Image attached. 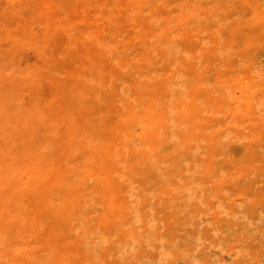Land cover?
I'll list each match as a JSON object with an SVG mask.
<instances>
[{"label": "rangeland", "instance_id": "obj_1", "mask_svg": "<svg viewBox=\"0 0 264 264\" xmlns=\"http://www.w3.org/2000/svg\"><path fill=\"white\" fill-rule=\"evenodd\" d=\"M0 64V264H264V0H0Z\"/></svg>", "mask_w": 264, "mask_h": 264}, {"label": "bare ground", "instance_id": "obj_2", "mask_svg": "<svg viewBox=\"0 0 264 264\" xmlns=\"http://www.w3.org/2000/svg\"><path fill=\"white\" fill-rule=\"evenodd\" d=\"M11 1H12V0H11ZM59 1H60V0H59ZM48 2H49V1H48ZM76 2H77V1H76ZM239 2H240V1H239ZM248 2H249V1H248ZM41 3H42V2H41ZM235 3H236V2H235ZM94 4H95V3H94ZM146 4H147V3H146ZM148 4H149V3H148ZM17 5H18V4H17ZM54 6H56V4H55ZM241 6H242V4H241ZM19 7H20V6H19ZM47 7H48V6H47ZM255 7H256V6H255ZM12 8H13V7H12ZM76 8H77V7H76ZM232 8H233V7H232ZM187 9H188V8H187ZM221 9H222V8H221ZM221 9H220V10H221ZM85 10H86V9H85ZM3 11H4V9H3ZM48 11H49V10H48ZM101 11H102V10H101ZM138 11H139V10H138ZM229 11H230V10H229ZM258 11H259V10H258ZM4 12H5V11H4ZM98 12H99V11H98ZM253 12H254V11H253ZM248 14H251V12L248 13ZM73 15H74V14H73ZM132 15H133V14H132ZM134 17H135V16H134ZM134 17H133V18H134ZM253 17H254V16H253ZM151 18H152V17H151ZM214 18H215V17H214ZM251 18H252V17H251ZM35 19H36V18H35ZM181 19H182V18H181ZM176 20H177V19H176ZM242 20H243V19H242ZM252 20H254V19H252ZM6 22H7V21H6ZM19 22H20V21H19ZM134 22H135V21H134ZM259 22H260V21H259ZM22 23H23V22H22ZM1 25H2V24H1ZM31 25H32V24H31ZM219 25H220V24H219ZM35 26H36V25H35ZM43 26H44V25H43ZM55 26H56V25H55ZM164 26H165V25H164ZM39 27H40V26H39ZM166 27H167V26H166ZM136 28H137V27H136ZM16 29H17V28H16ZM159 29H160V28H159ZM30 30H34V29H30ZM251 30H252V29H251ZM190 31H191V30H190ZM186 32H187V31H186ZM30 33H31V32H30ZM23 34H27V32H26V33H23ZM70 34H71V33H70ZM254 34H255V33H254ZM256 34H258V33H256ZM81 36H82V35H81ZM155 36H156V35H152V37H155ZM184 37H185V36H184ZM253 37H254V36H253ZM243 38H244V37H243ZM34 39H35V38H34ZM173 40H174V39H173ZM256 41H257V40H256ZM11 43H12V42H11ZM67 43H68V42H67ZM253 43H254V41H253ZM44 44H45V42H44ZM238 44H239V43H238ZM69 46H70V45H69ZM218 46H220V45H218ZM18 47H19V46H18ZM44 47H45V46H44ZM76 47H77V46H76ZM108 47H109V46H108ZM232 48H233V47H232ZM84 49H85V48H84ZM234 49H236V47H235ZM67 50H68V49H67ZM41 51H42V50H41ZM43 51H44V50H43ZM64 52H65V51H64ZM108 52H109V51H108ZM112 52H113V51H112ZM137 52H138V51H137ZM234 52H235V51H234ZM59 53H61V52H59ZM68 53H69V52H68ZM230 53H231V52H230ZM62 54H63V52H62ZM60 55H61V54H60ZM51 56H52V55H51ZM140 60H141V59H140ZM216 61H217V60H216ZM254 61H255V60H254ZM106 62H107V61H106ZM26 64H27V63H26ZM261 64H262V63H261ZM0 65H1V64H0ZM1 67H2V66H1ZM62 68H63V67H62ZM176 69H177V68H176ZM201 69H202V68H201ZM16 70H17V69H16ZM33 70H34V69H33ZM48 71H49V70H48ZM68 71H69V70H68ZM92 71H93V70H92ZM179 71H180V70H179ZM252 72H253V71H252ZM255 73H256V72H255ZM187 76H188V75H187ZM246 79H247V78H246ZM104 80H105V79H104ZM183 80H184V79H183ZM243 80H244V79H243ZM253 80H254V79H253ZM105 81H106V80H105ZM110 82H111V81H110ZM33 83H34V82H33ZM32 89H33V88H32ZM47 90H48V89H47ZM15 93H16V92H15ZM37 93H39V92H37ZM40 93H41V92H40ZM38 95H39V94H38ZM38 95H36V96H38ZM39 96H40V95H39ZM42 97H43V96H42ZM20 98H21V97H20ZM24 98H25V97H24ZM37 98H38V97H37ZM56 100H57V98H56ZM20 101H21V100H20ZM36 101L40 103L41 100H40V101L36 100ZM13 102H14V101H13ZM34 102H35V101H34ZM37 102H36V103H37ZM15 103H16V102H15ZM55 103H56V102H55ZM34 104H35V103H34ZM202 104H204V103H202ZM37 106H38V104L36 105V107H37ZM39 106H40V105H39ZM49 106H50V105H49ZM38 108H39V107H38ZM40 108H41V106H40ZM40 108H39V109H40ZM20 110H21V109H20ZM22 110H23V109H22ZM37 110H38V109H37ZM93 110H95V109H93ZM11 111H12V110H11ZM14 111H15V110H14ZM4 112H5V111H4ZM7 112H8V110H7ZM42 112H44V110H42ZM38 113H39V112H38ZM75 113H76V112H75ZM40 114H41V113H40ZM44 114H45V112H44ZM44 114H43V115H44ZM97 115H98V114H97ZM37 116H38V115H37ZM1 117H2V116H1ZM2 118H3V117H2ZM237 119H238V118H237ZM37 120H38V119H37ZM247 121H248V120H247ZM73 125H74V124H73ZM77 127H79V126H77ZM79 130H81V128H80ZM46 131H47V130H46ZM56 131H57V130H56ZM56 131H55V132H56ZM73 132H75V131H73ZM91 132H92V131H91ZM59 133H60V132H59ZM85 134H86V133H85ZM71 135H72V134H71ZM59 136H60V135H59ZM20 139H21V138H20ZM74 139H75V138H74ZM10 141H11V140H10ZM125 141H126V140H125ZM133 141H134V140H133ZM133 141H132V142H133ZM36 142H37V141H36ZM50 142H51V141H50ZM52 142H53V141H52ZM129 142H131V141H129ZM48 143H49V142H48ZM49 145H50V144H49ZM156 145H157V144H156ZM32 146H34V145H32ZM49 148H50V147H49ZM125 154H127V153H125ZM20 155H21V154H20ZM123 155H124V154H123ZM149 156H150V155H149ZM37 158H38V157H37ZM18 159H19V158H18ZM91 159H92V158H91ZM0 160H1V159H0ZM2 160H3V159H2ZM66 160H67V159H66ZM4 161H5V160H4ZM4 161H3V162H4ZM102 161H103V160H102ZM8 163H9V162H8ZM15 163H16V162H15ZM41 163H42V162H41ZM71 163H72V162H71ZM38 164H39V163H38ZM42 164H43V163H42ZM75 164H76V163H75ZM91 164H92V163H91ZM123 164H124V163H123ZM12 165H13V164H12ZM19 165H20V164H19ZM14 166H16V165H14ZM254 166H255V165H254ZM16 167H17V166H16ZM125 167H126V166H125ZM50 168H51V167H50ZM11 169H12V168H11ZM106 169H108V168H106ZM14 170H15V169H14ZM36 170H37V169H36ZM44 170H45V169H44ZM44 170H43V171H44ZM109 170H110V169H109ZM76 171H77V170H76ZM96 171H97V170H96ZM11 172H12V171H11ZM16 172H17V171H16ZM64 172H65V171H64ZM94 172H95V171H94ZM94 172H93V175L95 174ZM51 173H52V172H51ZM90 173H91V172H90ZM102 173H103V171H102ZM19 174H20V172H19ZM13 175H15V174H13ZM51 175H52V174H51ZM134 175H135V174H134ZM15 176H17V175H15ZM48 176H49V175H48ZM85 176H86V175H85ZM102 176L104 177V173H103ZM135 176H136V175H135ZM9 177H10V176H9ZM97 178L99 179V177H97ZM100 178H102V177H100ZM45 179H46V178H45ZM48 179H49V178H48ZM95 179H96V178H95ZM95 179H94L93 181H95ZM231 179H233V178H231ZM42 180H44V179H42ZM49 180H50V179H49ZM84 180H85V179H84ZM106 180H107V178H106ZM110 180H111V179H110ZM18 181H19V180H18ZM46 181H47V180H46ZM93 181H92V182H93ZM96 181H97V180H96ZM96 181L94 182L95 184H96ZM102 181H103V179H102ZM29 182H30V181H29ZM47 182H49V181H47ZM97 182H98V181H97ZM99 182H100V181H99ZM40 183H41V181H40ZM94 183H93V185H94ZM103 183H104V182H103ZM34 184H35V183H34ZM41 184H42V183H41ZM43 184H44V183H43ZM97 184H98V183H97ZM100 184H101V183H100ZM104 184H105V183H104ZM104 184H101L100 186H102V185H104ZM28 185H29V184H28ZM44 185H45V184H44ZM44 185H43V187H44ZM35 186H37V185L35 184ZM39 186H40V185H39ZM94 186H96V185H94ZM94 186H92V188H93ZM106 186H107V185H106ZM37 187H38V186H37ZM37 187H36V188H37ZM38 188H39V187H38ZM38 188H37V189H38ZM64 188H65V187H64ZM89 188H90V187H89ZM97 188H98V187H97ZM255 188H256V187H255ZM90 190H91V189H90ZM90 190H89V191H90ZM95 190H96V187H95ZM99 191H100V190H99ZM96 192H97V190H96ZM111 192H112V191H111ZM100 193H101V192H100ZM109 193H110V192H109ZM253 193H254V192H253ZM258 193H259V191H258ZM23 195H24V194H23ZM98 195H99V194H98ZM101 195H102V194H101ZM3 196H4V195H3ZM55 199H56V198H55ZM98 199H99V198H98ZM111 199L113 200V198H111ZM23 200H24V199H23ZM29 200H30V199H29ZM160 200H161V199H160ZM21 202L24 203L25 201H21ZM26 202H27V201H26ZM51 202H52V201H51ZM56 202H57V201H56ZM218 202H219V201H218ZM57 203H59V201H58ZM24 204H25L24 206H26V203H24ZM52 204H53V202H52ZM232 204H233V203H232ZM53 205H54V204H53ZM233 205H234V204H233ZM21 206H22V205H21ZM54 206H55V205H54ZM56 206H57V204H56ZM32 207H33V206H32ZM28 208H29V207H28ZM28 208H27V209H28ZM28 210H29V209H28ZM101 210H102V209H101ZM261 211H262V210H261ZM225 212H226V211H225ZM70 213H71V212H70ZM83 214H84V213H83ZM243 214H244V213H243ZM235 215H236V214H235ZM235 215H234V216H235ZM70 217H71V215H70ZM70 217H69V218H70ZM77 217H78V216H77ZM250 217H251V216H250ZM87 218H88V216H87ZM20 219H21V218H20ZM28 219H29V218H28ZM31 219H32V218H31ZM202 219H203V218H202ZM259 219H260V218H259ZM51 220H52V219H51ZM173 220H174V219H173ZM248 220H249V218H248ZM257 220H258V218H257ZM25 221H26V220H25ZM25 221H24V222H25ZM27 221H28V220H27ZM27 221H26V222H27ZM90 221H91V220H90ZM92 221H93V220H92ZM250 221H253V220L250 219ZM258 221H259V220H258ZM255 225H256V224H254V226H255ZM254 226H253V227H254ZM256 226H257V225H256ZM77 227H78V226H77ZM262 227H263V226H262ZM50 228H51V227H50ZM234 229H235V228H234ZM256 229H257V227H256ZM24 230H25V229H24ZM51 230H52V229H51ZM158 230H159V229H158ZM163 230H164V229H163ZM214 230H215V229H214ZM222 230H223V229H222ZM239 230H240V229H239ZM262 230H263V229H262ZM162 232H163V231H162ZM85 235H86V234H85ZM87 235H88V234H87ZM201 235H202V234H201ZM44 236H45V235H44ZM46 236L48 237V235H46ZM147 236H148V235H147ZM261 236H262V235H261ZM150 237H151V236H150ZM45 238H46V237H45ZM71 238H72V237H71ZM84 238H85V237H84ZM36 239H37V238H36ZM261 239H262V238H261ZM43 241H44V240H43ZM146 241H147V240H146ZM220 241H221V240H220ZM40 243H42V242H40ZM40 243H39V244H40ZM42 244L45 245V243H42ZM92 244H93V243H92ZM0 245H1V244H0ZM52 245H53V244H51V246H52ZM210 245H211V244H210ZM53 246H54V245H53ZM132 246H133V245H132ZM54 247H56V245H55ZM122 247H123V246H122ZM122 247H121V248H122ZM153 247H154V246H153ZM121 248H120V249H121ZM123 248H124V247H123ZM127 248H128V247H127ZM127 248H126V249H127ZM56 250H57V248H56ZM123 250H124V249H123ZM215 251H217V250H215ZM54 252H55V250H54ZM233 253H234V252H233ZM233 253H232V254H233ZM26 254H27V253H26ZM124 254H125V252H124ZM228 254H229V253H228ZM230 256H231V255H230ZM233 256H234V255H233ZM244 256H245V255H244ZM228 257H229V256H228ZM40 258H41V257H40ZM229 258L231 259V257H229ZM45 259H47V258H45ZM176 259H177V258H176ZM198 259H199V258H198ZM214 259H215V258H214ZM224 259H226V258H224ZM83 261H84V260H83ZM122 261H123V260H122ZM50 262H51V261H50ZM56 262H57V261H56ZM161 262H162V261H161ZM161 262H160V263H161ZM178 262H179V260H178ZM226 262H227V261H226ZM46 263H48V261H47ZM53 263H54V262H53ZM53 263H52V264H53ZM120 264H121V263H120ZM185 264H186V263H185Z\"/></svg>", "mask_w": 264, "mask_h": 264}]
</instances>
